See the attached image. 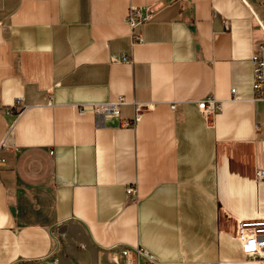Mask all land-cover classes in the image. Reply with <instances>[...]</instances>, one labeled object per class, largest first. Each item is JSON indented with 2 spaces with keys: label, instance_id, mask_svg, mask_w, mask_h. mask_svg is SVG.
<instances>
[{
  "label": "crops",
  "instance_id": "obj_1",
  "mask_svg": "<svg viewBox=\"0 0 264 264\" xmlns=\"http://www.w3.org/2000/svg\"><path fill=\"white\" fill-rule=\"evenodd\" d=\"M261 45L264 0H0V264H264Z\"/></svg>",
  "mask_w": 264,
  "mask_h": 264
},
{
  "label": "built area",
  "instance_id": "obj_2",
  "mask_svg": "<svg viewBox=\"0 0 264 264\" xmlns=\"http://www.w3.org/2000/svg\"><path fill=\"white\" fill-rule=\"evenodd\" d=\"M150 15L140 9L131 7L126 18L127 24L133 30L142 22L147 21ZM139 40V37H134ZM125 58H123L124 60ZM251 64L253 68L252 92L254 102H264V45L258 46L255 53L251 57ZM234 93V90H231ZM15 107L19 111L25 107L20 103V100L15 102ZM142 105L136 107L135 112L139 113L142 110ZM199 108L205 118L211 117L216 110V103L213 99L206 100L201 103ZM86 110L94 113L95 115H104L108 113L116 114L117 104H90L80 106L79 112L85 113ZM137 115L135 120H137ZM5 160L0 157V169L4 166ZM257 177L260 180L264 179V172L259 171ZM133 193L132 188L127 189V194ZM235 239L241 246L242 252L247 257H257L264 260V219L263 220H241L235 224ZM123 256L126 257L127 264H139V259H145L149 264H155L152 256L141 250L133 251L124 248L122 250ZM147 263V264H148Z\"/></svg>",
  "mask_w": 264,
  "mask_h": 264
},
{
  "label": "water",
  "instance_id": "obj_3",
  "mask_svg": "<svg viewBox=\"0 0 264 264\" xmlns=\"http://www.w3.org/2000/svg\"><path fill=\"white\" fill-rule=\"evenodd\" d=\"M57 243H58V241H57ZM129 249H131V248H129ZM132 250V249H131Z\"/></svg>",
  "mask_w": 264,
  "mask_h": 264
}]
</instances>
